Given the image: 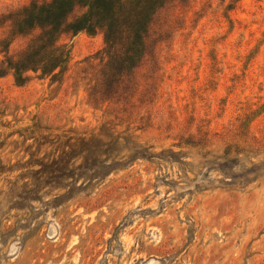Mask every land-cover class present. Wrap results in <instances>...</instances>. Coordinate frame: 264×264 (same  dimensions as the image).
I'll return each mask as SVG.
<instances>
[{
  "label": "rangeland",
  "instance_id": "374dc122",
  "mask_svg": "<svg viewBox=\"0 0 264 264\" xmlns=\"http://www.w3.org/2000/svg\"><path fill=\"white\" fill-rule=\"evenodd\" d=\"M120 2L0 0V264H264V0Z\"/></svg>",
  "mask_w": 264,
  "mask_h": 264
},
{
  "label": "trees",
  "instance_id": "16d2710c",
  "mask_svg": "<svg viewBox=\"0 0 264 264\" xmlns=\"http://www.w3.org/2000/svg\"><path fill=\"white\" fill-rule=\"evenodd\" d=\"M91 1V0H89ZM94 3L96 4V8H100L102 11H104V14L107 16V20H112V7L110 6V0H93ZM116 2L117 3V7H119L120 9V6H121V0H111V3L112 2ZM155 0H136V3H135V9L139 12L137 13H133L129 15V20H135V23L137 21H139L140 19V16H141V12L143 10H145L146 8H149L151 6V4L154 2ZM232 1V0H230ZM52 2V0H51ZM63 2V0H53V4L52 5H44L41 9H43V13H45L46 17L51 15V12H52V9H54V12L58 11L59 12V9L61 8V3ZM91 4V3H89ZM82 6H87V2H85ZM133 9V11L135 10ZM87 22L89 23V25H86ZM61 24V23H60ZM85 26L88 27V28H91V26H94V25H91L90 24H93L91 23V21H89V19H86L85 20ZM95 26H108V28L111 29V25H105V23H103V21H96L95 22ZM135 26V24H134ZM84 27V26H83ZM65 155V154H64ZM66 156V155H65ZM68 163L64 164V162L62 161V159L60 157H56V158H50L48 160V162H42L40 161L39 163H36V165L38 166V170L39 172H45L48 174V176H50L51 180H55L59 177H67V178H71V175H69V171H70V167L67 166ZM78 165H74L71 167V170L72 169H78ZM69 185H64L63 188H68Z\"/></svg>",
  "mask_w": 264,
  "mask_h": 264
}]
</instances>
